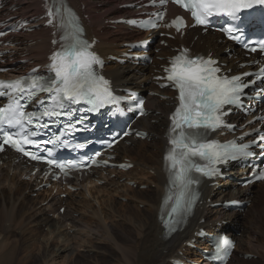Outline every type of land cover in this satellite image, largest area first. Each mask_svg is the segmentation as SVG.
<instances>
[{
    "label": "bare ground",
    "instance_id": "bare-ground-1",
    "mask_svg": "<svg viewBox=\"0 0 264 264\" xmlns=\"http://www.w3.org/2000/svg\"><path fill=\"white\" fill-rule=\"evenodd\" d=\"M115 1L118 2L117 5H121L124 0H70L72 5L81 3L84 6V13L90 16L85 22L86 34L89 38L98 39L96 50L104 57L120 51L122 43L139 38V35L127 32L125 28L113 29L104 24L105 21H112L122 15L121 10L112 7ZM13 2L15 6L19 7L20 13H39L36 0H14ZM106 4H111V8H107ZM35 24L39 23L35 22ZM39 30L30 35V40H19L16 37L13 42L17 44L12 48L11 57L24 56L23 59L35 61V64L44 61V57L50 53V35L46 29L40 28ZM217 40V36L210 34L199 35L198 39L192 43L191 48L204 54L212 53L221 61L230 63L226 59V55H223L229 47L223 42L218 43ZM169 55H171L169 49L161 48L159 56ZM159 64L162 63L154 62V70H158ZM105 69L119 87L125 84L139 87L149 81L148 71L140 67L128 65L118 67L110 64ZM148 87L153 88L151 83ZM131 88L134 87L131 86ZM169 102V100L149 99V107L163 114V116L162 114L152 115L150 120L154 123L146 119L139 121L140 127L152 134L150 143H138V146L137 144L134 147L130 146L127 151L122 152L123 157L131 156L137 165V170L146 166L156 171L154 178L150 177L151 175H145L146 172L143 170L140 171V174H131L130 172L124 175L125 177H133L136 181H143L145 184H149L150 181L155 184V190L148 188L145 191L123 186L124 194H118V196L127 198L125 205L116 202L115 195L110 194V192L117 194L118 188L117 182L112 181L113 187L108 189L111 191L105 190L107 192L106 199L102 198V203L99 200L102 208L99 211L91 210L89 217L80 216L85 211H89L88 209L85 210L87 202H73L69 199L65 200L67 210L63 217L50 220L44 217L45 210L41 209L36 213L29 214L27 219H24L30 207L27 203H21L17 206L15 200L24 201L28 199L27 196H24V191L27 188L24 187L19 194H17L15 184L6 188L4 181L13 182V180H8L5 171L0 170V264H31L33 260V262L39 263L40 261L41 264H44L43 262L48 259V253L53 255H50L52 262L59 257H64L67 259V264H79L77 259L79 255H73L75 248L80 249L83 253H92L88 260L96 259L94 264H113L111 261L116 262V264H167L176 249L181 250L183 243L192 237L197 221L213 214V211H207L202 206L197 210L195 218H192L180 233L169 239L163 237V229L157 220V216L166 178L160 172L163 144L160 140L157 141V138L164 133L161 128L166 126V114L170 111L166 104ZM119 147L122 148L123 145L121 144ZM238 193L242 194V191L239 190ZM249 199L252 203L244 214H223V220L229 221L233 229L239 234L236 237V250L252 256L251 259L246 260L236 259L237 264H264V183H258L252 187ZM43 201L44 198L30 199L33 206L40 205ZM129 202L131 205L133 203L143 204L147 208V212L134 209L133 206L129 205ZM55 203L56 200L52 198L46 208L52 209ZM73 213H78L79 216L74 217ZM91 216L93 218L98 216V219L93 221L89 219L92 218ZM80 218H84V220ZM30 219H32L31 224H36L37 227L46 226L45 234L41 235L39 230L30 229V224H26V220ZM214 221L215 219L207 226L210 227ZM67 223L69 224L68 230L65 228ZM71 230L74 231L70 232ZM21 233L22 239L18 237ZM229 233H232V230ZM41 236L45 242L44 248H41L40 253L35 254L33 251L37 244L35 240ZM98 240L100 241L98 242ZM20 246L21 248H18ZM103 246L111 247L108 249L113 253H109L108 249H103ZM115 252H118V258L115 257ZM21 254H25V256L17 259Z\"/></svg>",
    "mask_w": 264,
    "mask_h": 264
},
{
    "label": "snow or ice",
    "instance_id": "snow-or-ice-1",
    "mask_svg": "<svg viewBox=\"0 0 264 264\" xmlns=\"http://www.w3.org/2000/svg\"><path fill=\"white\" fill-rule=\"evenodd\" d=\"M156 0H153L155 3ZM167 0H160L166 3ZM186 10H191V16L198 25H207L209 18L214 15H224L236 18V14L243 8L251 7L249 0H172ZM264 3V0H257ZM48 23L62 30L59 50L52 53L48 65L52 75L47 77L32 75L14 81H0V97H7L8 102L0 107V150L10 146L32 160L43 157L30 149H39L40 144H59L67 146V141L62 137L75 125L72 117L77 109L73 105L84 103L90 107L88 111H97L107 104L114 103L113 92L109 81L100 75L95 66L100 65V58L91 50L92 45L83 39V29L78 18L67 6L60 4L55 10L48 9ZM70 18V20H69ZM163 19V14H158ZM70 24V28H69ZM152 28L158 25L149 21ZM148 26V25H146ZM168 27H175L180 31L185 27V21L177 16ZM229 28L228 32L231 33ZM56 44L57 41L53 40ZM264 49V43L261 44ZM252 51H256L255 48ZM264 76V69L260 70ZM165 79L168 84L161 87L172 86L177 92L178 104L170 115L169 144L164 159L169 172V185L174 191V196H165V200H173L169 216L175 215L182 209L184 213L191 210L196 200V194L191 186L199 184L201 176H215L219 174L217 165L238 158L249 157L250 145L228 141L218 144L209 140L207 134L221 127L232 128L224 120L228 114V106H241L245 89L248 83L242 76L225 75L217 61L201 55L193 56L188 49L181 50L180 54L169 61V66L164 68ZM260 78V77H258ZM157 79H161L158 77ZM254 83V81L252 82ZM39 93L47 94V100L37 99V111H27L28 101L33 100ZM139 107H143L140 101ZM65 116L69 118L65 128L54 139L39 141L41 129L47 128V123H42L46 118L54 120ZM82 123L77 119L75 124ZM79 147V145H77ZM44 151L51 157L52 148ZM46 163L55 166L67 174L66 169L76 167L71 161L67 164L59 163L55 159H47ZM199 174V175H195ZM264 179V173L257 177ZM225 248L231 244L224 242Z\"/></svg>",
    "mask_w": 264,
    "mask_h": 264
},
{
    "label": "rangeland",
    "instance_id": "rangeland-1",
    "mask_svg": "<svg viewBox=\"0 0 264 264\" xmlns=\"http://www.w3.org/2000/svg\"><path fill=\"white\" fill-rule=\"evenodd\" d=\"M108 3V2H107ZM117 3L118 2H114L113 4H112V7H113V5L115 4V5H117ZM106 6H107V8H111V4H106ZM145 175H147L146 173H145ZM123 189V188H122ZM135 190V189H134ZM117 202H119V201H117ZM122 204H126V202H121ZM129 205H131V203H129ZM131 206H133V208L134 209H138V210H140V211H143V212H147V208L143 205V204H138V203H133ZM112 220V219H111ZM113 221V220H112ZM108 223V222H107ZM21 231V230H20ZM18 236V235H17ZM134 236H136V235H134ZM20 239H22V233L21 234H19V236H18ZM109 239V238H108ZM135 239H137V238H135ZM100 240H98V242H99ZM20 243H22V242H20ZM35 243H37L35 246H34V248H33V251H34V253L35 254H38V253H40L41 252V248H44V244H45V242H44V240H43V238H40L39 240L37 239V240H35ZM18 248H21V246L20 247H18ZM79 248H81V247H79ZM100 248V247H99ZM108 248H111V247H106V246H103V249H108ZM80 249H78V248H75L74 249V254L73 255H79L78 257H77V259H78V261H79V264H94V260H96V259H94V258H92L91 259V261L90 260H88L89 258H91V255H92V253H90V254H88V253H83V252H81V250L79 251ZM78 251V252H77ZM110 251V252H109ZM77 252V253H76ZM108 252L109 253H113L110 249H108ZM82 253V254H81ZM118 252H115L114 253V255H115V257H117L118 258V254H117ZM117 254V255H116ZM50 253H48V259H46L45 260V262H43L44 264H67V259H65L64 257H59L57 260L55 259L53 262L52 261H50L51 260V256H53V255H51ZM25 256V254H21L20 256H19V258H17V259H20L21 257H24ZM50 256V257H49ZM50 258V259H49ZM70 258H73V257H71L70 256ZM82 260H81V259ZM84 259V260H83ZM49 260V261H48ZM34 261V260H33ZM31 262V264H41V262L39 261V263L38 262ZM49 262V263H48ZM91 262V263H90ZM99 263H101V262H99ZM111 263H113V264H116V262H112L111 261Z\"/></svg>",
    "mask_w": 264,
    "mask_h": 264
}]
</instances>
